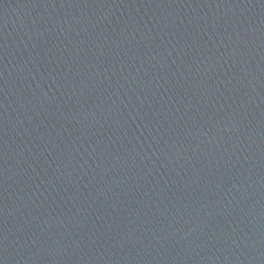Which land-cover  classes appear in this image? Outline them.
<instances>
[{
	"label": "water",
	"instance_id": "1",
	"mask_svg": "<svg viewBox=\"0 0 264 264\" xmlns=\"http://www.w3.org/2000/svg\"><path fill=\"white\" fill-rule=\"evenodd\" d=\"M0 264H264V0H0Z\"/></svg>",
	"mask_w": 264,
	"mask_h": 264
}]
</instances>
